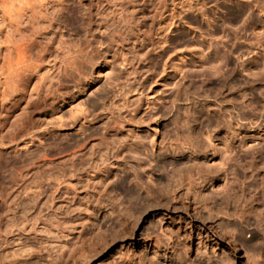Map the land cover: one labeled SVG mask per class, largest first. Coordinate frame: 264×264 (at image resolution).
<instances>
[{"label":"rangeland","instance_id":"rangeland-1","mask_svg":"<svg viewBox=\"0 0 264 264\" xmlns=\"http://www.w3.org/2000/svg\"><path fill=\"white\" fill-rule=\"evenodd\" d=\"M66 1L67 17L90 11L94 24L84 17L71 25L67 18L61 42L57 37L51 51L62 60L74 45L90 42L88 55L61 81L58 99H42L31 111L30 119L40 125L36 133L11 130L23 103L11 115L0 109V264H264V226L252 213L242 218L239 207L224 205L227 179L202 181L214 168L229 171L235 157L259 153L264 167L263 143L250 133L229 142L210 132L208 115L195 112L205 103L223 104L217 101L221 94L203 90L218 81L220 75L211 74L215 65L226 70L221 55L236 58L231 51L242 44L239 70H262L264 13L254 0H121L115 12L108 0L99 6ZM235 8L243 13L232 21ZM91 29L101 46L86 33ZM37 81L30 80V87ZM137 105L142 124L122 143L109 130L131 119ZM255 113L239 120L246 130L264 109ZM193 126L199 142L190 136ZM214 147L210 166L200 167L189 190L186 178L194 164H178L167 175L158 168L166 149L174 159L189 153L203 158ZM42 159L52 163L40 165ZM136 165L142 169L140 187ZM237 174V186L252 179L241 170Z\"/></svg>","mask_w":264,"mask_h":264},{"label":"bare ground","instance_id":"bare-ground-1","mask_svg":"<svg viewBox=\"0 0 264 264\" xmlns=\"http://www.w3.org/2000/svg\"><path fill=\"white\" fill-rule=\"evenodd\" d=\"M92 1L93 5L99 6V0ZM119 1L121 0H108V3L111 4L108 8L111 9L112 12L117 11L116 7L121 8L123 5H120ZM0 2V78H2V81L0 82V109H3L8 115H11L16 110L17 106H19L20 103H23L19 114L15 115V119L13 123H11V130L15 132L26 131V134L30 135L32 133H36L40 129V125H36L35 122L32 121L33 119H30L29 114H31V111L36 107H40L39 105L42 103V99H58L61 96L59 93V88L62 84L61 81L67 77L70 72L74 70V68L77 69L78 64L82 62L81 60H83L84 56L88 55L87 48L89 49L91 47L90 42L84 46L81 44L74 45L72 50H68V55L66 57L64 56L65 58L60 60L62 56H60L61 58L59 59L57 56L58 54H54L51 51V47L57 37V40L61 42V38H59V36L62 35L60 28L66 23V20L69 17L71 25L74 24L76 20L83 19L84 17L87 18L90 23L94 24L93 20L95 18L90 11L87 13H85L86 11L82 13L80 12L79 16L74 11L73 14H69L70 16L67 17L68 13H71L69 12L71 7L66 0H0ZM253 3L257 12L259 14H263L264 6L260 4L258 0H254ZM242 13L243 12L240 8H235L231 10L230 19L232 21H236L238 18H241ZM94 30L91 29V31H86V33L91 34L90 36L92 41H95L99 46H101L102 42L100 39H96L93 35ZM60 42L59 44H61ZM117 51L122 54L121 50ZM241 52L242 44L237 45L231 51V55L235 54L236 58L232 59V56L229 57L226 54L221 55L219 61L222 62V66L225 67L226 70L224 72H220V66L215 65L218 68L215 67V69L211 71V74L212 76L219 74L220 76L216 78L218 81L215 85H209L206 83L205 89H203L204 92L207 93L204 94L207 96L213 92L215 96L221 94V100L219 99L217 101H221L223 104H218V107L215 104L216 107H212L211 104L205 103L204 106H202V104L199 109L195 110V112L198 114L197 116H201L202 113H205L206 116L208 115L211 124L209 128L210 132L213 133L217 131V133L224 134L225 138L229 142L233 136L236 137L238 134L250 133L254 140L258 139L259 143H263L264 145V113L260 114V121L258 119V122H256L257 124H254V127L253 123L257 120L256 118L251 120L254 122H251L252 126H248L247 130L245 128L247 125L245 123V126L242 124L243 120L249 119V114L253 115L254 113L255 115L257 114L255 113L256 111L261 112L264 109V75L261 73V71L264 70V64L260 72H247L245 69L239 70L244 66L243 62H239V59L243 54ZM44 62H50L51 65L45 73L40 74L39 72L43 68L45 64ZM241 72H246V74L243 75ZM99 74L100 71H98L97 77ZM251 75L252 79L249 78ZM257 75L260 76V78L254 79V76ZM34 78L38 81L33 83L30 87L29 82ZM86 85L87 83H85L83 88H85ZM181 92L183 95L185 89ZM179 97L182 98L181 95H179ZM174 101H172V104ZM140 108L141 105H137L135 108L131 109V119H127V121H118L116 123L117 127H113L109 130L113 134H118V141L123 143L124 140H127L128 138L129 130H131L134 125H136V128L139 127ZM165 109L166 112H168V107ZM111 118L112 117L110 116V119ZM95 119L93 120L96 121ZM38 120L41 122L44 121V113L39 114ZM239 120H241L242 123L239 122ZM100 123L101 125L103 124L101 127L108 130V127H105V122L101 121ZM189 131L191 133L190 136L193 137L194 141L196 140L199 142L201 138L199 136L200 134L198 129L193 126L189 128ZM227 140L226 142H228ZM210 144L211 143L208 141L207 146ZM263 145L261 146V150H264ZM169 148L170 147H168V149ZM174 148L177 147L174 146ZM160 149H163V147ZM171 149L169 150L171 151ZM173 149L171 151L172 153ZM166 151L167 149L163 151L164 153L161 151L163 154L160 156L158 161L159 167L157 166L160 168L159 170H161L162 174L164 173L167 175V173H169L168 171L170 169L172 170V168L178 164H183V166H185L187 162H191V164L195 165V167H193L194 169H192L190 173L186 169V172L189 173L187 176L188 178H186V180L188 179L187 182L189 184L188 190L192 185L196 186V182L194 181L200 178V169L203 166L209 167V156L212 157L216 153L214 147L210 151L208 150L204 157L202 156L203 158H192L188 156L190 154L189 153L187 156L181 155L180 157L177 156L179 157L178 159H174L173 156L175 154L172 156L168 152L165 153ZM174 153H176V149L174 150ZM258 154H250L248 157L243 156L239 160L235 159V157L234 161L231 159L232 164L229 171H226V169L223 170L224 168H214L210 172L212 175H208L205 179H202V181L204 180L203 182L206 181V183L211 185L213 181L218 179H227L228 186L230 187H227L228 189L225 190L229 193H227L226 197L223 199L224 205L228 206L232 204L237 209L239 207L242 218H245L248 214L252 213L254 219L260 223L261 226H264V176H261V172L264 167L260 165V159L262 157L260 156L261 154ZM46 163H52V161L42 159L39 164L44 165ZM38 165L33 164L32 166L33 168H36ZM187 165L185 166L186 168H188ZM137 166L138 165H136V185L139 186L141 181L139 174L141 172L139 171L142 169L140 170V166ZM238 170H241L244 174L249 173L252 176V179L249 182L244 181L240 186L238 185L239 188L236 185L238 181V178L236 177L238 176ZM28 171L29 169L27 168L23 172L24 174L21 173V175L26 176ZM193 174H195L196 179ZM185 176L183 177L185 178ZM183 179L181 180L183 181ZM148 183H150V181H148ZM146 188H148V186H146ZM148 189L144 191L151 193V189ZM250 189L252 194L250 193ZM185 195L187 194H184V196ZM230 195H233L232 198L229 197ZM239 195H242L243 197L241 202L240 199H238ZM127 198H129V196ZM199 236L200 233L198 232L196 236L197 239ZM166 263V261H162V264Z\"/></svg>","mask_w":264,"mask_h":264}]
</instances>
